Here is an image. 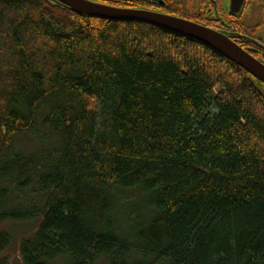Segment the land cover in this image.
<instances>
[{
    "label": "trees",
    "instance_id": "16d2710c",
    "mask_svg": "<svg viewBox=\"0 0 264 264\" xmlns=\"http://www.w3.org/2000/svg\"><path fill=\"white\" fill-rule=\"evenodd\" d=\"M4 222L37 223L20 264H264V85L151 24L0 0Z\"/></svg>",
    "mask_w": 264,
    "mask_h": 264
},
{
    "label": "water",
    "instance_id": "95a60500",
    "mask_svg": "<svg viewBox=\"0 0 264 264\" xmlns=\"http://www.w3.org/2000/svg\"><path fill=\"white\" fill-rule=\"evenodd\" d=\"M80 16L107 19L112 21L143 22L148 25L163 28L169 33L187 37L204 46L210 47L216 53L229 59L237 66L264 85V62L258 60L251 52L238 45L230 35L218 28L191 21L185 17L168 14L163 11L143 7H124L101 3L96 0H56ZM229 13L238 16L246 4L245 0H228ZM216 12V10H215Z\"/></svg>",
    "mask_w": 264,
    "mask_h": 264
},
{
    "label": "flooded vegetation",
    "instance_id": "af4514ba",
    "mask_svg": "<svg viewBox=\"0 0 264 264\" xmlns=\"http://www.w3.org/2000/svg\"><path fill=\"white\" fill-rule=\"evenodd\" d=\"M101 3H116L123 1L130 7H143L147 9H154L157 11H163L168 14H174L183 16L191 21L199 22L203 25H208L214 28H218L223 31L239 45H242L246 50L250 52L252 49V43L263 46V38L259 36L260 28L264 27V22L261 20L253 27L246 28L240 23V17L245 12L246 4L242 10V13L238 16H234L229 13L228 0H96ZM222 2L227 5L223 10L221 7ZM216 10V12H215Z\"/></svg>",
    "mask_w": 264,
    "mask_h": 264
},
{
    "label": "rangeland",
    "instance_id": "374dc122",
    "mask_svg": "<svg viewBox=\"0 0 264 264\" xmlns=\"http://www.w3.org/2000/svg\"><path fill=\"white\" fill-rule=\"evenodd\" d=\"M247 6L245 7V12L242 17H240V23H242L246 28L253 27L261 20L264 22V4L258 0H251L247 2ZM225 2H222L221 7L223 10L226 8ZM259 36L263 38L264 41V27L260 28ZM40 130H42V126H38ZM40 138L34 139V142H39ZM38 143V144H39ZM34 145L30 142L28 137L23 138V140H19V143L15 145V151H23L31 149ZM37 223L34 222H4V224L0 225V230H6L11 233L12 240L9 246L3 251L0 255V258H7L8 264H20L21 256L19 254L20 241L23 238L31 235L33 233V229L36 227ZM57 264H61L60 261L56 262ZM97 264H106L105 261L99 260Z\"/></svg>",
    "mask_w": 264,
    "mask_h": 264
}]
</instances>
